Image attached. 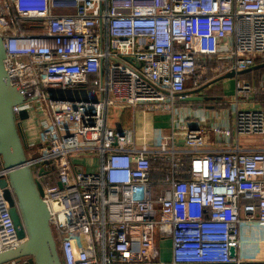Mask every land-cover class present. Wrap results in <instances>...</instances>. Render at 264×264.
<instances>
[{
  "label": "built area",
  "instance_id": "1",
  "mask_svg": "<svg viewBox=\"0 0 264 264\" xmlns=\"http://www.w3.org/2000/svg\"><path fill=\"white\" fill-rule=\"evenodd\" d=\"M0 37L26 100L14 115L36 123L28 165L66 264H164L165 239L169 264H242L241 227L264 228V147L240 144L264 137L253 102L264 83L241 79L264 63V0H0ZM230 74L224 108L187 101ZM139 111L170 112V134L124 124ZM8 174L0 163V182ZM4 193L0 185V256L27 241Z\"/></svg>",
  "mask_w": 264,
  "mask_h": 264
},
{
  "label": "water",
  "instance_id": "2",
  "mask_svg": "<svg viewBox=\"0 0 264 264\" xmlns=\"http://www.w3.org/2000/svg\"><path fill=\"white\" fill-rule=\"evenodd\" d=\"M6 50L0 37V163L9 170L8 180H1L6 200L10 205V215L20 239H27L19 249L0 256V264L29 257L34 264H66L60 256L57 243L50 226V212L43 200L44 188L28 165L29 142L23 123L29 120L27 112L16 119L13 107L26 103L18 87L11 84L5 68ZM233 74L218 81L230 79ZM204 97H191L187 101L203 102ZM82 173L83 168L76 169ZM41 173L40 175H43ZM61 187V185H59ZM232 256L235 251H231Z\"/></svg>",
  "mask_w": 264,
  "mask_h": 264
},
{
  "label": "crops",
  "instance_id": "3",
  "mask_svg": "<svg viewBox=\"0 0 264 264\" xmlns=\"http://www.w3.org/2000/svg\"><path fill=\"white\" fill-rule=\"evenodd\" d=\"M263 67H264V63L254 64L251 68H249L247 71H245L242 74V75L244 74L250 75V77H248L247 79L243 78V80L253 84L252 86L258 88L261 84L264 83V71H261V70H264ZM214 88L218 89V91L220 90L224 92V94L227 97H230L234 95V92H235V81L231 78L224 79L221 81V83L216 84ZM209 91L210 90H207L206 93ZM200 97L205 98V100H203L205 104L207 103L208 105H212L214 108H216L215 105L213 104L214 100H207L206 95L200 96ZM257 97L258 96H255L253 102L257 103L258 106H261L259 102L257 101ZM197 102L198 101L195 102V105H197ZM218 102L221 103V100ZM224 107L225 105L223 106V108ZM196 108H201V107H196ZM148 115H150V120L155 124L154 126L159 127V128H162L164 126L165 128L171 131L172 115L168 111H157L153 113H147L146 115L142 111H139L134 114L133 118L131 117V115L127 114L126 116L127 119L126 120L124 119V124H128L131 121L133 122V119H134V125H135L137 132H141L140 130H142V124L145 123V119L147 118ZM164 117H165V120H163ZM23 127H24L25 132L27 133V140L29 142V145L36 142L38 139L36 123L33 120L29 119L28 121L23 123ZM256 136L258 135L243 136L241 138L256 137ZM262 141L264 142V137H262ZM240 144H241V140H240ZM244 146L247 147V146H250V144L244 143ZM86 169L89 172L93 171L89 166H87ZM243 215L244 214L242 212V216ZM158 245L161 251H160V257L157 259L156 262L164 263V264L171 263L173 259L171 240L170 239L158 240ZM237 252H238V257L240 261L242 262V264H264V228L256 224L253 225V224L245 223L241 227L240 248L238 249Z\"/></svg>",
  "mask_w": 264,
  "mask_h": 264
},
{
  "label": "rangeland",
  "instance_id": "4",
  "mask_svg": "<svg viewBox=\"0 0 264 264\" xmlns=\"http://www.w3.org/2000/svg\"><path fill=\"white\" fill-rule=\"evenodd\" d=\"M216 109H219V108L216 107ZM163 120H165V117H164ZM117 121L118 120H117V118L115 116V113L113 111H111V118H109L110 127H117V125H118ZM149 125H155L150 120V115H148L147 118L145 119V123L142 124V128L145 127V126H149ZM162 129H163V132H164L165 136H168L170 134V130L169 129L165 128L164 126L162 127ZM240 140H241V145L242 146H244V143H245V144H250V146H247V147H250V148H253V147H264V142L262 141V137H260V136L241 138ZM209 141H210V143H208V140H207V146L211 147L212 146L211 142H213L214 139L211 137ZM27 154H28V150H27ZM79 163L82 166H84V167L89 166L93 171H95L96 168H97V162H95L93 160H90V159H82L81 161H79Z\"/></svg>",
  "mask_w": 264,
  "mask_h": 264
},
{
  "label": "trees",
  "instance_id": "5",
  "mask_svg": "<svg viewBox=\"0 0 264 264\" xmlns=\"http://www.w3.org/2000/svg\"><path fill=\"white\" fill-rule=\"evenodd\" d=\"M258 63H262V62H257V64ZM263 69H264V67H263ZM261 71H264V70H261ZM248 77H250L249 74H246V75L244 74V75H242L241 79H243V78L247 79ZM206 97H207V100H214V102H216L215 100H217L215 107L221 109V108H223L224 105L222 104V102L220 103L218 101L223 100L227 96L224 94V92H222L220 90L218 91V89L213 88L212 90H210L209 92L206 93ZM257 101L259 102L261 107L264 108V93L257 97ZM196 107H203V106L201 104H197ZM186 162L188 163L189 159H187ZM153 168H154V171L152 173V181H154V183L157 184V186H159L158 183L163 179V176H162V173L157 171L159 169L158 164H154ZM35 173H34V175H35Z\"/></svg>",
  "mask_w": 264,
  "mask_h": 264
}]
</instances>
